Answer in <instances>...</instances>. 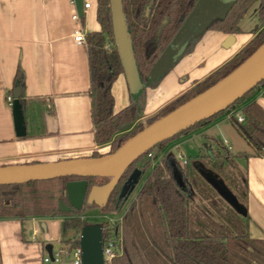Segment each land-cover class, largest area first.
<instances>
[{"label":"trees","instance_id":"obj_1","mask_svg":"<svg viewBox=\"0 0 264 264\" xmlns=\"http://www.w3.org/2000/svg\"><path fill=\"white\" fill-rule=\"evenodd\" d=\"M197 2L198 0H122L137 69L145 88L156 87L167 72L151 79L149 77L154 64L173 40ZM255 3H258L257 17L261 23V29L247 46L205 80L162 107L146 120V125L218 82L264 42V0H237L227 13L213 19L203 31L192 37L177 60L192 51L195 43L206 30H217L225 34L238 33L240 20ZM96 19L100 30L86 34L90 82L88 95L91 100L90 116L94 126V142L97 146L112 145L110 152H113L145 126L138 123L130 131L116 138L117 134L127 130L143 113L145 88L137 96L130 94L129 105L114 113V97L111 89L118 76L123 74V70L113 41L109 0H97ZM263 82L264 80L260 84ZM22 84L23 77L18 72L14 87L18 86L22 89ZM256 88L258 87L254 89ZM249 92L227 109L181 131L169 140L179 138L226 110H230L233 105L245 102ZM21 102L26 119L29 105L22 97ZM240 111L244 115V121L239 123L236 114H234L230 117V123L251 146L253 154L259 155L264 149V110L256 102H250L244 105ZM169 140L146 151L125 170L107 204L101 209L108 213H116L120 210L124 198H119V195L128 176L134 169L141 172L146 171L151 164L152 152L155 149L159 151L164 149L165 143ZM215 143L218 146L215 150L208 148L206 153H198L193 158L187 159V163L184 165H181L171 152H165L161 162L149 172L146 181L129 207L127 215L123 217L121 225L119 222L115 223L116 231L119 225L122 227L123 251L120 256L113 258L112 264H150L127 221L128 216H132L138 208L151 211L155 226L168 247L172 264H234L231 253L236 250L237 243L240 240L251 241L248 236L247 216L243 219L228 210L236 219L232 222L231 229L221 228L210 234H201L197 229H194L197 220L192 216L190 209L193 190L199 191L202 187L208 188V183L202 172H212L217 178H220L237 200L247 208V173L238 165L237 159L248 158L251 155L247 153L233 154L218 141ZM207 144L204 143L208 146L209 144ZM97 156V152L92 154V157ZM79 179L82 178L66 176L42 181H28L22 184L0 185V219L62 217L66 230L81 231L82 227L88 225L82 218L84 212L87 208L96 205L85 202L80 210L72 212L59 210V201L67 203L66 182ZM85 179L88 181V187L95 184L102 185L109 180L106 177ZM53 183H57L58 188ZM212 190L216 192L214 189ZM211 191L207 198L211 197ZM100 226L103 236L111 233L112 229L107 228L105 223ZM75 244L77 245V243ZM256 252L259 261L260 256L262 258V252L261 254L259 251ZM0 264H2L1 251Z\"/></svg>","mask_w":264,"mask_h":264},{"label":"crops","instance_id":"obj_2","mask_svg":"<svg viewBox=\"0 0 264 264\" xmlns=\"http://www.w3.org/2000/svg\"><path fill=\"white\" fill-rule=\"evenodd\" d=\"M72 1L0 0V166L86 158L104 147L94 142L87 48L73 41L79 23L72 19L76 12ZM84 2L90 4V9L81 17L85 33L100 30L96 19L97 0ZM257 13L258 3H255L240 20V31L231 34L234 42L228 47L223 43L230 34L204 31L192 51L176 59L156 87L145 88L142 117L146 120L152 117L246 47L261 29ZM18 72L23 77L22 98L29 105L27 134L21 138L15 136L11 107L6 102ZM159 75L162 73L154 77ZM111 91L114 113H117L130 102L124 74L118 76ZM263 93L264 82L249 94L239 111L250 102H256L264 110ZM239 111L226 110L180 136L173 147L179 149L197 139L196 147L208 143L215 150L218 147L215 141L222 145L225 141L230 149L232 139L242 138L230 123V117ZM247 145L249 150L229 151L251 155L237 159V163L247 173L248 236L253 244L264 247V149L254 155ZM199 153H203L200 146ZM45 219L33 217L31 221ZM26 220L0 219L2 264H44L45 254L41 253L45 244L37 238L42 229L32 223L31 237L25 240L23 222ZM42 226L45 231V225Z\"/></svg>","mask_w":264,"mask_h":264},{"label":"water","instance_id":"obj_3","mask_svg":"<svg viewBox=\"0 0 264 264\" xmlns=\"http://www.w3.org/2000/svg\"><path fill=\"white\" fill-rule=\"evenodd\" d=\"M84 0H73L75 11L83 16ZM237 0H198L186 17L170 44L154 64L150 79L157 73H165L184 51L189 40L203 31L216 17L227 13ZM114 45L120 59L129 93L137 96L144 88L128 32L122 0H109ZM234 42L228 35L223 46ZM264 80V42L233 71L203 92L190 98L164 116L128 138L115 151L97 157L64 159L60 161L19 163L0 166V185L22 184L28 181H42L58 177L77 176L82 179L71 180L65 184L67 203L59 201L61 212L80 210L85 202L104 207L125 170L146 151L155 145L169 140L181 131L216 115L241 99ZM11 112L14 132L18 138L25 137L26 119L21 102L22 89L12 90ZM207 183L241 217L247 216L244 207L226 184L212 172H202ZM109 178L102 185L88 187L85 178ZM141 171L134 169L122 185L119 198L128 196L137 185ZM81 264H103L102 227L86 225L80 231ZM48 240V236H46ZM44 251L51 257L52 245L46 243Z\"/></svg>","mask_w":264,"mask_h":264},{"label":"rangeland","instance_id":"obj_4","mask_svg":"<svg viewBox=\"0 0 264 264\" xmlns=\"http://www.w3.org/2000/svg\"><path fill=\"white\" fill-rule=\"evenodd\" d=\"M86 26L88 25V19L85 20ZM261 84H259L257 87H259ZM257 89V88H256ZM256 89L250 90L249 94L252 92H255ZM122 92V91H121ZM125 97H127L128 94H126L125 89ZM11 95V94H10ZM130 100V95H129ZM248 98L246 99L247 102ZM244 103V102H243ZM235 104L233 105L230 110L233 112L239 111L241 105L243 104ZM143 114L140 115L138 120H136L127 130H125L122 133H119L116 135V138L121 136L123 133H126L130 131L135 125L138 123H141L143 125H146V119L142 117ZM233 135V133H232ZM178 138L169 140L164 145V149L161 151L155 149L151 156V164L149 168L141 172V177L135 186L134 190L124 198L123 203L121 205V208L116 213H108L106 210L101 209L99 206L95 207H89L84 212L82 218L88 223V225H100L103 222L107 221L108 218L110 219H118L125 215H127L129 207L131 206L132 202L135 200L137 193L143 186L144 182L146 181V178L149 174V172L152 170V168L157 165L163 157L165 156V152H171L174 157L177 159V161L182 164V160L179 159L177 156L179 154H182L185 159H190L196 156L199 153V146L201 148V151L203 153H206L208 148H211L208 144V146L204 145H198V147L195 146L196 140L190 141L187 145L183 144L179 147V149H176L173 147L174 143ZM230 150L231 152L235 153L238 151L243 150H249V147L247 143L240 137L236 136V140L230 141ZM224 145H228L227 142L224 143ZM214 148V144L212 145ZM227 147V146H226ZM101 150L98 151L97 155H103L111 151L112 145L108 144L104 147L100 148ZM212 149V148H211ZM180 152V153H179ZM92 157V155L90 156ZM242 169L244 167L240 166ZM53 185L58 188L57 183H53ZM207 187H202L198 191L193 190L192 193V200L190 203V209L191 214L193 217L196 218L197 222L194 226V229H197L201 234L204 233H212L219 231L221 228L231 229V224L236 219L234 216L231 215V211L233 213H236L232 207L226 203L218 194L217 192H214L212 189V186L207 184ZM203 190V191H202ZM213 193H212V191ZM202 191V192H200ZM211 191V197L207 198L209 196V193ZM66 197V195H65ZM228 210H231L230 212ZM237 214V213H236ZM238 215V214H237ZM122 217V220H123ZM238 217H241L238 215ZM33 218V217H32ZM245 218V217H241ZM27 219V220H26ZM22 220H26L23 222V230H24V239H29L31 237V232L33 230L34 225L32 223H35L39 228L42 229L37 234V238H41L44 244L50 243L55 251L62 250L68 251L67 247V240L71 238L75 232L66 230L64 227V219L62 217H54V218H47L40 221L32 222L31 218H24ZM122 220L119 221L120 225L122 223ZM128 224L132 230V232L135 235V238L137 239L143 254L145 258L149 261L150 264H172L170 261V254L168 247H166L165 242L156 228V224L154 219L152 218V214L150 210H141L137 209L135 213L132 216H128L127 218ZM42 224L45 225V231L42 226ZM118 226L119 234L122 236V227ZM44 234V235H43ZM46 236H48V240L46 239ZM27 243H30L28 241ZM259 251L261 254L262 251V258L260 256V259L258 261V257L256 255ZM62 252V255L64 254ZM264 247L261 245L253 244L251 241L247 240H240L239 243H237V248L234 250L231 255L233 257L234 264H264ZM42 255L45 254V251H42ZM44 264H54V263H44Z\"/></svg>","mask_w":264,"mask_h":264},{"label":"built area","instance_id":"obj_5","mask_svg":"<svg viewBox=\"0 0 264 264\" xmlns=\"http://www.w3.org/2000/svg\"><path fill=\"white\" fill-rule=\"evenodd\" d=\"M74 4V2L72 1ZM90 9V4L83 1L82 4V12L83 14ZM72 19L79 23L78 29L73 33V41L77 45H86V34L83 29V24L81 22V17L75 12L72 15ZM264 97V93H263ZM13 97L12 94L6 96V102L11 107ZM236 119L239 123L244 121V115L241 111L236 113ZM225 143V141H223ZM150 155V154H149ZM179 159L182 160V164L184 165L187 163V159L183 157V155L179 154L177 156ZM123 217V216H122ZM122 217L120 220H122ZM119 220V221H120ZM118 219H110L108 218L107 221L103 222L106 224L107 228H111L112 231L108 235L103 236L102 231V240H101V247H102V261L103 264H112V260L116 256H120L122 254V236L119 234L120 231L115 230V223L119 222ZM80 231L75 232V234L69 238L67 242L68 251L57 250L55 251L52 247V255L51 257L45 252V256L42 258L43 263H54V264H81V248L79 245L80 241ZM77 243V245L75 244ZM62 252L64 253L62 255Z\"/></svg>","mask_w":264,"mask_h":264},{"label":"flooded vegetation","instance_id":"obj_6","mask_svg":"<svg viewBox=\"0 0 264 264\" xmlns=\"http://www.w3.org/2000/svg\"><path fill=\"white\" fill-rule=\"evenodd\" d=\"M95 185H98V184H95Z\"/></svg>","mask_w":264,"mask_h":264}]
</instances>
